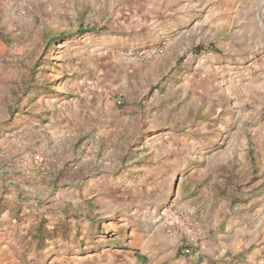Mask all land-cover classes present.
<instances>
[{
	"label": "rangeland",
	"instance_id": "1",
	"mask_svg": "<svg viewBox=\"0 0 264 264\" xmlns=\"http://www.w3.org/2000/svg\"><path fill=\"white\" fill-rule=\"evenodd\" d=\"M153 223L264 264V0H0V264H154Z\"/></svg>",
	"mask_w": 264,
	"mask_h": 264
},
{
	"label": "crops",
	"instance_id": "2",
	"mask_svg": "<svg viewBox=\"0 0 264 264\" xmlns=\"http://www.w3.org/2000/svg\"><path fill=\"white\" fill-rule=\"evenodd\" d=\"M175 220L179 222V220ZM155 224L148 225L145 232L137 231V233H134L133 236L135 238L133 237L132 242H135L136 246H140L143 250L146 249L151 253V255L144 253L148 257V262L150 261V256H152L154 264H161V262H164L168 258V253H175V250H178L183 235L181 233L163 232V236L160 238L157 236L158 226L154 227ZM182 230H184V227ZM138 257L144 258L143 256ZM136 263L139 264L137 261ZM141 264H143L142 261Z\"/></svg>",
	"mask_w": 264,
	"mask_h": 264
},
{
	"label": "built area",
	"instance_id": "3",
	"mask_svg": "<svg viewBox=\"0 0 264 264\" xmlns=\"http://www.w3.org/2000/svg\"><path fill=\"white\" fill-rule=\"evenodd\" d=\"M162 52V50L159 47H151L148 49H144L142 51H138V52H133V51H129L127 53L128 56H137L140 58H151L152 56L155 55H159ZM186 253H189L190 250L187 248L185 249Z\"/></svg>",
	"mask_w": 264,
	"mask_h": 264
},
{
	"label": "trees",
	"instance_id": "4",
	"mask_svg": "<svg viewBox=\"0 0 264 264\" xmlns=\"http://www.w3.org/2000/svg\"><path fill=\"white\" fill-rule=\"evenodd\" d=\"M40 236H41V234H40Z\"/></svg>",
	"mask_w": 264,
	"mask_h": 264
}]
</instances>
